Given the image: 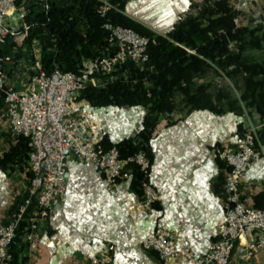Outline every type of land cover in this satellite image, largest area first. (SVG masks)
<instances>
[{
	"label": "crops",
	"instance_id": "crops-1",
	"mask_svg": "<svg viewBox=\"0 0 264 264\" xmlns=\"http://www.w3.org/2000/svg\"><path fill=\"white\" fill-rule=\"evenodd\" d=\"M42 1L20 0L15 14L23 9L28 12L30 4H42ZM202 1L127 0L123 13L152 32L167 35L191 12L193 4ZM15 14L10 19L21 23ZM27 34L25 30L19 31L12 39L19 44ZM33 41L35 45L26 51V54L31 51L32 59L41 54L39 41ZM8 57V82L21 89L27 81L13 84L10 77L23 62V56L16 62ZM107 78V75L99 76L96 82L88 84L100 85ZM94 108L109 143L134 136L143 127L146 108L142 105ZM1 115L0 153L15 138L8 114L6 120ZM248 120L245 115L232 111L217 113L200 108L178 115L172 123L160 122L150 140L149 177L160 193V200L144 210L134 206L141 192L132 184V179L122 182V195L109 192L100 172L71 157L66 200L56 213L41 223L36 249L30 250L23 239L24 247L16 264H89L85 253L99 252L108 244L115 246L111 264H192L181 260L164 261L156 251L145 249L140 238L150 232L170 229L179 244H189L199 254L209 249L224 218V184L229 169L217 157L216 149L235 147L243 129L258 128L259 124L253 126ZM260 151L259 161L239 182L242 196L255 207L264 205V144ZM29 187L26 169L0 167V224L12 219L28 196ZM230 264H264V250L247 261L239 260L234 252Z\"/></svg>",
	"mask_w": 264,
	"mask_h": 264
},
{
	"label": "built area",
	"instance_id": "built-area-1",
	"mask_svg": "<svg viewBox=\"0 0 264 264\" xmlns=\"http://www.w3.org/2000/svg\"><path fill=\"white\" fill-rule=\"evenodd\" d=\"M100 2V13L105 16L112 4L109 0ZM17 4L18 0H0V44L10 36H17L21 28L27 31L26 10L18 11L17 19L21 23L10 19L18 10ZM104 27L115 45L114 52L85 60L78 72L58 68L48 72L37 57L31 76L21 89L8 82L4 64L10 57H0V97L3 96L6 103L14 135L29 139L28 162L33 174L28 196L12 219L0 224V264H11L9 249L24 220L28 223L25 240L29 249L38 247L41 223L56 213L66 200L71 157L100 172L107 190L119 195L123 194L122 182L132 176L127 166L135 163L144 179L141 197L134 206L144 210L160 200V193L149 178L151 161L146 153L139 151L123 156L117 146L105 148L104 129L96 108L86 100H78L80 91L88 83L96 82L97 77L128 62L144 63L149 59L151 39L148 36L111 20H107ZM216 155L229 168L224 184V218L219 223L217 238L205 253L199 254L189 244H179L170 229L142 236V246L156 251L162 260L230 264L234 252L239 260L247 261L264 250V205H250L239 190L241 178L261 157L256 147L255 128H246L235 147H218ZM114 250L115 246L108 244L99 252L85 253L84 257L89 264H111Z\"/></svg>",
	"mask_w": 264,
	"mask_h": 264
},
{
	"label": "trees",
	"instance_id": "trees-1",
	"mask_svg": "<svg viewBox=\"0 0 264 264\" xmlns=\"http://www.w3.org/2000/svg\"><path fill=\"white\" fill-rule=\"evenodd\" d=\"M126 1L109 0L112 7L102 16L100 0H43L42 4L28 6L24 19L28 32L25 42L39 41V57L48 72L56 68L78 72L85 60L114 52L115 45L104 27L107 20L133 28L151 39L146 62L123 64L107 74L108 78L100 85L87 84L78 95V99L94 107L142 105L146 108L139 132L117 143H109L104 137L105 148L117 146L123 156L144 151L152 163L150 140L163 120L172 123L178 115L200 108L243 115L238 100L227 95L224 86L219 85L216 92H211L212 82L199 80L209 72L221 75V68L230 77L243 78L241 98L250 99L247 101L252 106L249 112L258 116L255 138L256 147L260 149L264 144V53L260 59L245 60L243 51L248 47L264 50V25L237 26L234 18L238 11L230 0H203L193 4L191 12L167 35L156 34L123 13ZM230 41L236 44V50L229 47ZM185 47L196 53H190ZM6 56H11L13 62L22 56L11 36L0 44V57ZM4 66L6 70V62ZM4 110L6 103L2 96L0 114ZM177 110L182 111L177 114ZM28 143L27 137L15 135L14 142L0 153V167L26 169L30 180L33 174L28 162ZM127 169L132 175V184L142 194L143 172L135 163L129 164ZM27 224L26 220L22 222L10 246L11 264H16L23 250Z\"/></svg>",
	"mask_w": 264,
	"mask_h": 264
},
{
	"label": "rangeland",
	"instance_id": "rangeland-1",
	"mask_svg": "<svg viewBox=\"0 0 264 264\" xmlns=\"http://www.w3.org/2000/svg\"><path fill=\"white\" fill-rule=\"evenodd\" d=\"M230 4L237 9L238 14L234 18V23L237 26H249L254 27L258 24L264 25V0H230ZM28 10V9H27ZM16 16L18 14H15ZM259 33V32H258ZM21 43V44H20ZM20 43L18 44L19 48L22 50V56H23V62L19 63V66L16 67V70L10 77L11 82L13 84H20L23 82L28 81L29 77L31 76V70L30 68L34 66V61L32 59L31 51L26 54V51L31 50V48L35 45V41H32L31 44L29 42H25V39L23 38ZM184 46V45H183ZM229 47L232 50H236V44L233 41L229 42ZM190 53H196L194 49H190L188 47H185ZM264 50H256L253 48H246L243 51V55L245 60H256L263 57ZM27 56V58H24ZM230 68V67H229ZM221 75H216L215 72H209L205 76L201 77L199 80L205 81V82H212L209 86L211 92H216L219 85L224 86L223 88L226 91V94L230 97L236 98L238 100V105L242 109L243 115H245L250 121L251 125H255V122L258 121V116L252 111L249 112L251 105L247 104V101L249 102V98L247 100H243L241 98V91H242V84H243V78L238 75L235 79L233 77H230L224 71L219 68ZM219 71L217 73H219ZM82 100V99H78ZM249 104H252L250 102ZM180 109V108H179ZM183 110V109H182ZM182 110H177V114L180 113ZM3 116V119H7V113L6 110H4L1 113ZM251 127V126H248ZM6 128V125H5Z\"/></svg>",
	"mask_w": 264,
	"mask_h": 264
}]
</instances>
